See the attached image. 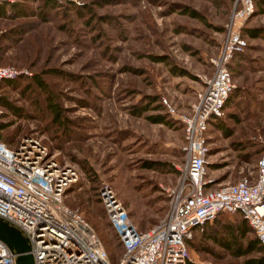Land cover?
<instances>
[{"label": "rangeland", "instance_id": "obj_1", "mask_svg": "<svg viewBox=\"0 0 264 264\" xmlns=\"http://www.w3.org/2000/svg\"><path fill=\"white\" fill-rule=\"evenodd\" d=\"M40 3L22 0L33 14L0 16V67L27 71L0 81V100L8 105H0V141L13 146L37 137L45 154L54 153L58 164L77 168L78 178L65 190L64 202L92 226L115 264L122 247L106 219L98 187L105 182L113 189L139 229L164 216L169 190L184 163V139L182 125L159 100L165 97L182 112L196 101L212 74L210 59L224 39L232 3L56 0L55 8L39 16ZM263 9L264 0H256L254 12L241 25L247 44L228 64L234 87L222 116L210 122V187L255 170L263 152ZM249 29H256V36ZM143 107L137 115L135 110ZM153 115L164 121H149ZM217 122L228 132L218 129ZM233 214L223 210L218 216ZM247 236H254L253 231ZM190 238L189 261L197 264H244L247 256L258 254L234 256L201 237L198 229Z\"/></svg>", "mask_w": 264, "mask_h": 264}, {"label": "built area", "instance_id": "obj_2", "mask_svg": "<svg viewBox=\"0 0 264 264\" xmlns=\"http://www.w3.org/2000/svg\"><path fill=\"white\" fill-rule=\"evenodd\" d=\"M230 1L224 39L210 59L212 74L196 93V101L182 112L165 97L159 100L182 125L184 139V163L169 190L164 216L151 227L139 229L113 189L105 182L98 187L104 214L122 247L115 264H187L186 240L223 210L243 216L264 248V137H259L263 152L255 170L247 169L237 181L207 186L210 122L222 116L234 87L229 60L247 44L241 25L256 4V0ZM23 74L27 71L0 67V81ZM77 174L73 164H58L54 153L45 154L37 137H25L13 146L0 141V218L26 237L33 264H113L92 226L64 202L65 190ZM15 255L0 239V264H15Z\"/></svg>", "mask_w": 264, "mask_h": 264}, {"label": "trees", "instance_id": "obj_3", "mask_svg": "<svg viewBox=\"0 0 264 264\" xmlns=\"http://www.w3.org/2000/svg\"><path fill=\"white\" fill-rule=\"evenodd\" d=\"M19 1H21V3ZM29 1H36V0H29ZM55 5H56V0H41V3L38 5L39 11H35V12L36 14H39V16H42L43 10L45 11L49 8H55ZM185 13L191 16H196L197 14L192 9H187V8H185ZM29 14H33V13L25 9L24 5L22 4V0H17L14 2H10V3L0 2V16L1 17L2 16L23 17ZM256 31H257L256 29H249L247 32L251 37H254L257 34ZM152 58L155 60L158 59L154 57ZM179 73L184 74L183 71H179ZM32 79L37 84V86L40 87V89H42L43 91H46L45 85L42 83L39 76L33 75ZM0 105L5 106L7 104L3 103V101L0 100ZM144 109L145 107H143L142 109L138 108L135 110V113L137 115H140V113ZM53 112H54V115H58V110L56 108L53 109ZM147 118L149 121H152V122L161 123L164 121L160 115L148 116ZM216 126L218 129L224 131V133L228 132L226 131V129H223L218 122L216 123ZM147 165H150V163H147ZM219 213H217L216 216L212 219V222H215L217 227L213 229H207L204 225L206 223H204L201 227V230H199L200 236L204 237L205 235H209L210 238L215 243L227 249V251L234 256L247 255L250 252L258 253V254H255L254 256H247L244 259V262H243L244 264H264V248L259 244L254 232H253L254 236H247V233L253 230L251 226L247 223V221L243 218V216H241L238 212H234L236 213V215L233 216L231 221L225 220L223 222V219H226L228 217L226 216L224 218L223 216H218ZM244 238L245 239L247 238L246 242L243 241ZM190 239L191 238H188L186 240L187 247H188V240ZM187 264H197V263L190 262L188 260Z\"/></svg>", "mask_w": 264, "mask_h": 264}, {"label": "water", "instance_id": "obj_4", "mask_svg": "<svg viewBox=\"0 0 264 264\" xmlns=\"http://www.w3.org/2000/svg\"><path fill=\"white\" fill-rule=\"evenodd\" d=\"M0 239L16 253L15 264H33L26 237L2 218H0Z\"/></svg>", "mask_w": 264, "mask_h": 264}, {"label": "crops", "instance_id": "obj_5", "mask_svg": "<svg viewBox=\"0 0 264 264\" xmlns=\"http://www.w3.org/2000/svg\"><path fill=\"white\" fill-rule=\"evenodd\" d=\"M236 214H233V216H235ZM233 216H230V217H228V218H226V219H224L223 220V222L225 221V220H228V221H231L232 220V218H233ZM205 225V227L207 228V229H213V228H216L217 227V225L215 224V222H212V220L211 221H209V222H206V224H204ZM212 225V226H211ZM198 230H201V229H198ZM195 231H196V229H195ZM250 232H252V231H250ZM204 237H206V238H209L210 239V236L209 235H205ZM244 242H246V240H245V238H244V240H243ZM221 247V246H220ZM223 248V247H222ZM223 249H225V248H223ZM226 251H227V249H225ZM228 252V251H227ZM229 253V252H228Z\"/></svg>", "mask_w": 264, "mask_h": 264}]
</instances>
